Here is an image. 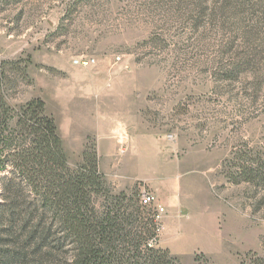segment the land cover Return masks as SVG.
<instances>
[{
  "label": "rangeland",
  "instance_id": "374dc122",
  "mask_svg": "<svg viewBox=\"0 0 264 264\" xmlns=\"http://www.w3.org/2000/svg\"><path fill=\"white\" fill-rule=\"evenodd\" d=\"M0 61L27 75L8 105L44 102L71 169L85 147L107 158L93 131H75L84 117L95 129L132 115L134 133L155 138L131 155L138 168L99 170L114 193L171 202L157 245L180 264H264L260 178H228L264 159V0H0Z\"/></svg>",
  "mask_w": 264,
  "mask_h": 264
},
{
  "label": "trees",
  "instance_id": "16d2710c",
  "mask_svg": "<svg viewBox=\"0 0 264 264\" xmlns=\"http://www.w3.org/2000/svg\"><path fill=\"white\" fill-rule=\"evenodd\" d=\"M17 74L27 79L20 61H0V264H180L157 245L155 210L114 193L95 151L85 147L81 165L68 167L41 99L8 105ZM237 172L233 183L260 178L264 189L263 158Z\"/></svg>",
  "mask_w": 264,
  "mask_h": 264
},
{
  "label": "crops",
  "instance_id": "0c3cea01",
  "mask_svg": "<svg viewBox=\"0 0 264 264\" xmlns=\"http://www.w3.org/2000/svg\"><path fill=\"white\" fill-rule=\"evenodd\" d=\"M92 89L98 91V96H101L104 91H106L105 88L100 86ZM83 119L85 124H78L76 128L79 129H76L75 131L78 134L86 133L88 135L93 131V135L97 141L96 150L98 154L107 156L106 159L104 156L102 157L106 162L101 159V162L99 163V167L104 170L106 168L109 169V167L110 170L118 169L120 164L125 166L127 169H133L135 166L136 168H138L137 159H133L131 155L139 152H151L153 150L152 148L156 146V140L154 137L143 135L141 133H134V126L131 123L132 115H116L114 121H106L100 119V125L95 129H92V127H90V125L88 124L91 122L88 117H84ZM122 145L124 146V152H121L127 154L123 158L119 159L118 162H115L113 157L117 152V147L119 148ZM128 153L130 155H128ZM133 160L135 161L134 164ZM157 170L158 169L156 168V172H154L153 174L155 177H159V173H157ZM149 172H151V170ZM154 195L157 198L159 204L164 208V210L167 209L168 211H170V208L172 207L171 202L169 200H161L160 194L158 193H154Z\"/></svg>",
  "mask_w": 264,
  "mask_h": 264
},
{
  "label": "built area",
  "instance_id": "2783aa9c",
  "mask_svg": "<svg viewBox=\"0 0 264 264\" xmlns=\"http://www.w3.org/2000/svg\"><path fill=\"white\" fill-rule=\"evenodd\" d=\"M114 60L115 62H119L120 57L117 56ZM72 64L77 67L80 66L82 68H87L93 66L95 64V60L92 58L78 57V59H74L72 61ZM139 193L141 204L147 208L152 207L156 213L155 218L159 222L160 217L165 213V210L161 205L157 204V199L154 193L145 188L140 190Z\"/></svg>",
  "mask_w": 264,
  "mask_h": 264
}]
</instances>
